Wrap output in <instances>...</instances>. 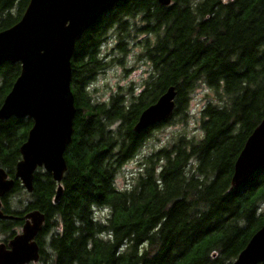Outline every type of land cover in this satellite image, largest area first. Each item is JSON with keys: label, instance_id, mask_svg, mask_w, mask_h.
I'll return each instance as SVG.
<instances>
[{"label": "trees", "instance_id": "16d2710c", "mask_svg": "<svg viewBox=\"0 0 264 264\" xmlns=\"http://www.w3.org/2000/svg\"><path fill=\"white\" fill-rule=\"evenodd\" d=\"M28 2L0 0V30L15 24ZM109 36L112 62L138 47L136 59L151 67L144 91L125 105L119 94L92 103L84 92L107 64L100 50ZM71 71L76 113L62 197L53 203L57 184L42 169L31 193L15 179L0 209L16 219H0V242L20 232L23 214L38 210L45 220L36 264H232L264 223V166L238 188L230 182L246 139L264 119V0H121L76 42ZM19 72V63L0 62V105ZM170 86L175 110L156 127L186 114L192 92L205 86L214 98L201 110L202 136L179 133L139 160L118 188L117 172L151 131H133L140 113ZM31 126L29 118L0 120V168L10 178Z\"/></svg>", "mask_w": 264, "mask_h": 264}, {"label": "water", "instance_id": "95a60500", "mask_svg": "<svg viewBox=\"0 0 264 264\" xmlns=\"http://www.w3.org/2000/svg\"><path fill=\"white\" fill-rule=\"evenodd\" d=\"M121 0H29L20 19L0 30V62L19 63L20 72L0 105V120L29 118L32 126L19 148L14 178L0 168V198L19 180L27 193L33 191L37 169L50 174L57 184L53 203L62 197L61 182L67 170L64 157L72 141L76 113L71 90V60L75 44L84 32ZM169 6L171 0H157ZM176 91L168 87L140 113L135 133L168 120L176 107ZM264 166V119L246 139L237 156L231 185L238 188ZM1 207V202H0ZM20 232L0 242V264H36V236L45 216L38 210L22 216ZM0 219H16L0 209ZM264 264V223L250 237L232 264Z\"/></svg>", "mask_w": 264, "mask_h": 264}, {"label": "rangeland", "instance_id": "374dc122", "mask_svg": "<svg viewBox=\"0 0 264 264\" xmlns=\"http://www.w3.org/2000/svg\"><path fill=\"white\" fill-rule=\"evenodd\" d=\"M138 38H142V35H138ZM115 45L114 37L109 36L101 46L102 61H106L105 63L107 64L103 70L95 75L94 79L84 90L86 96L90 97V102L92 103H108L109 98L123 88L126 91L125 99L127 104L131 95L135 96L145 88H142L144 86L143 83L148 78L151 67L148 62L143 60L138 61L136 59L139 48H131L125 56L121 57L120 62H112V59H115L116 55V51L113 49ZM129 88L131 92L128 91ZM129 93L130 95H128ZM213 98V94L205 86L196 88L187 102L184 110L186 114L183 113L180 117H175L167 125L152 129L146 136L139 153L133 160L128 161L119 169L115 177L117 187H126L130 176L140 167L139 160L148 156L161 145H166L167 142H171L179 133H183L188 137L194 136L195 138H200L202 136L200 129L201 110ZM119 125L120 122L116 121L109 125L108 128L115 131ZM22 197L24 199L27 198L25 195H22ZM107 213L108 211L103 208L98 211V214L102 217L107 215ZM2 238L3 235H0V239Z\"/></svg>", "mask_w": 264, "mask_h": 264}, {"label": "flooded vegetation", "instance_id": "af4514ba", "mask_svg": "<svg viewBox=\"0 0 264 264\" xmlns=\"http://www.w3.org/2000/svg\"><path fill=\"white\" fill-rule=\"evenodd\" d=\"M71 85H72V80H71ZM72 88H73V86H71V90H72ZM142 88H144V86L142 87ZM144 91V89L143 90H141L140 92H138V94L137 95H135V96H139L142 92ZM72 92H73V90H72ZM73 94H74V92H73ZM115 94H119L121 97H122V99H123V104L125 105L126 104V99H125V96H126V91H125V89H121L120 91H118L117 93L115 92ZM114 94V95H115ZM74 98H75V95H74ZM109 101H110V98H109ZM108 101V102H109ZM75 107H76V105H75ZM157 125V124H156ZM156 125H153V126H151V127H148L147 129L149 130H152V128H155L156 127ZM147 129L145 130V131H147ZM149 133V132H148Z\"/></svg>", "mask_w": 264, "mask_h": 264}]
</instances>
